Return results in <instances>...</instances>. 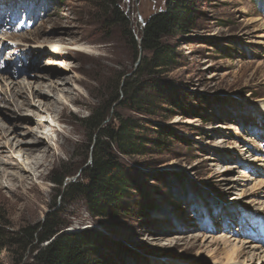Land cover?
<instances>
[{"label": "rangeland", "instance_id": "374dc122", "mask_svg": "<svg viewBox=\"0 0 264 264\" xmlns=\"http://www.w3.org/2000/svg\"><path fill=\"white\" fill-rule=\"evenodd\" d=\"M166 1L0 0V95H7L5 85L18 89V82L30 83L24 96L35 90L40 94L37 83L56 80L43 76L55 69L58 76H77L76 84L68 80V86L76 87L72 94L81 98L78 104L67 101L61 127L66 143L47 163L45 177L15 191L0 188V264H39L34 260L37 240L23 247L13 234L40 226L47 216L54 218L58 233H99L94 264H215L212 249L225 244L212 243L208 236H230L227 248L249 238L264 250V216L251 211L264 207V114L255 107L264 98V0H191L195 17L189 29L162 40L172 60L148 76L141 63L151 53L136 48L128 33L140 43L146 23ZM115 10L123 20H114ZM82 44L89 45V52L83 47L86 53L78 54ZM21 53L26 59L16 61ZM152 79L172 85L181 107L149 95L152 110L148 102L131 103L132 90ZM165 88L168 95L171 86ZM116 97L100 130L88 129L83 119ZM9 98V105L0 101V124L12 126L16 116L34 120ZM186 117L193 123L182 122ZM123 122L133 142L141 144L138 150L145 151L124 156L108 143L109 153L122 160L130 177L124 204L130 203L132 212L95 217L83 194H66L50 179L69 173L64 186L87 183L82 171L92 162L88 146L98 133ZM24 124L14 128L22 132ZM254 157L263 160L250 161ZM21 205L27 209L19 211ZM154 236L165 238L155 244ZM258 260L264 264V258Z\"/></svg>", "mask_w": 264, "mask_h": 264}, {"label": "trees", "instance_id": "16d2710c", "mask_svg": "<svg viewBox=\"0 0 264 264\" xmlns=\"http://www.w3.org/2000/svg\"><path fill=\"white\" fill-rule=\"evenodd\" d=\"M190 4H192L191 0H167L165 7L146 23L140 43L134 41L132 34L128 33L136 48L140 46L141 51L151 53V59L142 58L143 63L141 65L144 69L142 73L153 76L158 71L156 69H160L168 60H172L173 52L170 51L169 45L162 40L189 29L191 20L195 17ZM118 19L119 21L123 20L122 16L118 15V10H115L114 20ZM126 85L127 81L121 88L124 92ZM165 86H171L168 95L165 92V89L167 90ZM117 88L114 89V92L117 91ZM174 94L172 85L152 79L150 82H144L134 88L127 98L134 104L139 103V101L148 102L150 101L149 96H151L161 103H168L179 108L181 105L178 99L176 100L173 96ZM117 99L116 97L107 100L106 103L92 110L83 119L87 128L93 131L100 130ZM148 105H152V110L153 103L148 102ZM137 108L140 110L143 107L138 105ZM180 113L183 117L187 116L184 112ZM113 117L119 120L118 116L114 115ZM169 135L167 133V136ZM92 142L93 145L88 146L92 162L82 171L88 179L87 183H70L64 186V181L70 175L69 173H64L60 178L52 177L50 181L57 187H64L67 191L66 194H83L88 212L95 217L129 215L132 212L131 204L126 202L124 204V201L128 199V192L132 187L131 180L125 172L126 166H123L122 160L117 159L115 154L109 153L108 143L114 145L118 153L124 156L143 154L145 151L138 150L141 144L133 142L132 131L126 122L98 133ZM127 209H129L128 212H126ZM38 228H40L39 231H37ZM59 230L54 218L47 216L45 222L40 226L32 229L25 228L13 235L17 237V243L23 244V247L37 240L34 260L39 264H94L98 261L95 252V238L99 233H88L87 231L58 233ZM48 240L50 242L43 246L42 243Z\"/></svg>", "mask_w": 264, "mask_h": 264}, {"label": "bare ground", "instance_id": "6f19581e", "mask_svg": "<svg viewBox=\"0 0 264 264\" xmlns=\"http://www.w3.org/2000/svg\"><path fill=\"white\" fill-rule=\"evenodd\" d=\"M83 47L85 48V50L87 49L86 52H89L88 49L89 45L82 44L80 45V48L77 50L78 54H80L81 52L83 54L86 53L82 51ZM30 51L32 50H29L27 53H29ZM2 54H0V56ZM24 54L26 53L19 54L15 58V60L20 61L24 59L25 58L23 57ZM30 62L28 64L29 66H30ZM29 66H23V67L29 68ZM68 69L70 70V68ZM19 70L20 68L17 69V72H19ZM67 70L64 69V71ZM76 70H78V67H76ZM58 72L59 71L55 69H49L43 75V76L45 75L56 76L55 77L56 80L51 81L49 84L46 85L45 84L43 85L42 83L38 82L37 89L39 88L42 89L40 94H38L37 91L35 90V91H29L30 93L28 96L23 95V92L24 93L26 92L27 94V91L29 90L30 85H27L30 84L29 82L22 86L20 82H18V84L16 83L18 89H15V87L13 86L11 87L12 89H10L9 85L8 86L5 85L6 90L9 93L6 91L7 95H5V93L3 96L0 95V101L5 102L10 96L9 99H14V103H15L14 107H16V109H18L20 113H22V115L23 114L32 115L34 120L33 119L31 120L30 118H26V117H22L21 119L20 117L16 116V120L12 126H6L3 123L0 124V139L2 138L5 139L4 141H6L5 143L0 142V188L6 186L9 187V189L15 191L19 188H23L26 183L33 186L36 180L43 179L45 177L44 171L46 169L47 163H50L51 161L55 160L54 153L57 150L64 148V145L66 143V138L62 133L61 127L62 124L66 121L65 114L68 110L67 101L72 104H78L81 102V98L80 95L78 94H72V92L76 90V87L71 88L68 86V80L76 84L77 76L74 75L75 79L71 80L72 78H70L69 76L66 77L58 76L57 75ZM14 73L17 74L16 72L10 74L13 75ZM1 79H4V77L0 76V80ZM8 79L4 81L7 82ZM10 83L13 84V82ZM23 89H27V91ZM18 96H22L23 99L19 100L17 98ZM49 96H52L51 99H49ZM258 101L259 102L255 105V107L258 112L264 114V98L258 99ZM5 104L9 105V103L6 102ZM26 105H28L29 108L34 105L36 106V108L32 110L25 109L24 106ZM41 112L46 114L48 117L41 116L40 115ZM193 120L194 119L187 117L183 119L182 122L190 124L193 123ZM21 122H25L24 128H26L22 132L21 130L17 129L18 128L17 126L14 128V124H19ZM1 132H3V134ZM24 135L28 136L26 140L23 139ZM6 144L10 145L8 150H6L5 147ZM2 148L5 149L6 151H3ZM251 159L250 161L252 162L255 161V159L260 161L263 160L259 157H254ZM14 168L17 171H8L9 169H14ZM261 207L257 206L256 208L251 209V211L258 210L261 212L259 214L264 216V207L262 208ZM26 209H27L26 206L21 205L19 211L22 212L23 210ZM235 223L237 224L236 219H235ZM241 229L243 231L244 226ZM234 231L238 232L236 233V235L239 234V232H241V230H239V224L235 226ZM195 237H198V235ZM163 238H160L159 236H154L151 239L156 241L155 244H160V242H158L157 240L161 241L163 240ZM208 238H211L210 241L212 243H218V244L222 243L225 244L226 246V243L229 241L230 236L228 237L208 236ZM172 239H174V237ZM166 240H168V242L172 241L169 238ZM252 241L253 240L249 238L247 239L245 238L242 239L241 242H239L240 243L239 245H237L236 243H232L228 245L229 248L224 246L222 249H218V248L212 249L213 252L210 250L212 252L211 257L215 259L214 260L215 264H254L255 259L257 258L259 260L260 258L263 260L264 250H261L260 246ZM217 256H221V257L218 258ZM216 260H219L221 262L219 263ZM256 264H258V262Z\"/></svg>", "mask_w": 264, "mask_h": 264}]
</instances>
